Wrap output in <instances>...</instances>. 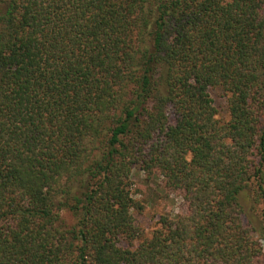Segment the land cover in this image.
<instances>
[{"label":"trees","instance_id":"16d2710c","mask_svg":"<svg viewBox=\"0 0 264 264\" xmlns=\"http://www.w3.org/2000/svg\"><path fill=\"white\" fill-rule=\"evenodd\" d=\"M261 258L264 0H0V264Z\"/></svg>","mask_w":264,"mask_h":264},{"label":"rangeland","instance_id":"374dc122","mask_svg":"<svg viewBox=\"0 0 264 264\" xmlns=\"http://www.w3.org/2000/svg\"><path fill=\"white\" fill-rule=\"evenodd\" d=\"M210 95L213 98L214 104L219 112V117L226 116V99L225 96L219 90H211ZM134 179L133 195L136 200L142 202L144 209L141 213L133 212L135 224L146 235H150L156 228L157 221L160 216H169L174 214H181L186 212V204L182 199L180 192L167 191V197L165 198L164 192L158 189L149 187L142 179ZM245 205L247 206L248 214L250 213V203L246 199ZM254 216V215H253ZM255 217V216H254ZM255 221L259 226L258 219ZM259 263H264V259H259Z\"/></svg>","mask_w":264,"mask_h":264}]
</instances>
